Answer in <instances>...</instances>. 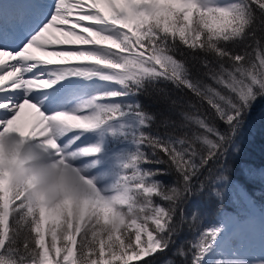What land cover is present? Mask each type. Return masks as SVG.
<instances>
[{"label": "snow or ice", "instance_id": "obj_1", "mask_svg": "<svg viewBox=\"0 0 264 264\" xmlns=\"http://www.w3.org/2000/svg\"><path fill=\"white\" fill-rule=\"evenodd\" d=\"M260 101L264 0H0V264H264Z\"/></svg>", "mask_w": 264, "mask_h": 264}, {"label": "trees", "instance_id": "obj_2", "mask_svg": "<svg viewBox=\"0 0 264 264\" xmlns=\"http://www.w3.org/2000/svg\"><path fill=\"white\" fill-rule=\"evenodd\" d=\"M249 125L241 162L257 170L264 168V101L258 102L254 107ZM246 187L249 188V194L255 203L253 208L261 210L264 206V185L260 180H255L253 183H247ZM247 210L241 213L242 217L246 216ZM228 211L233 212L235 209L229 206Z\"/></svg>", "mask_w": 264, "mask_h": 264}, {"label": "rangeland", "instance_id": "obj_3", "mask_svg": "<svg viewBox=\"0 0 264 264\" xmlns=\"http://www.w3.org/2000/svg\"><path fill=\"white\" fill-rule=\"evenodd\" d=\"M31 121H32V118L30 117V113H29V110H28L27 114H24L22 116L21 123L24 124V125H28V124L31 123ZM260 170H261V168L256 170L257 177H258V174H259ZM256 180H259V178H257ZM252 207L249 208L245 212L246 216H243V217H249V218L253 217V228H252L251 236L254 239V236H255L254 233H256V234H258V236H260L259 233L261 234V227H262V225H264V219H262L261 214H260L261 211L264 210V208L260 212H258V211H253Z\"/></svg>", "mask_w": 264, "mask_h": 264}, {"label": "bare ground", "instance_id": "obj_4", "mask_svg": "<svg viewBox=\"0 0 264 264\" xmlns=\"http://www.w3.org/2000/svg\"><path fill=\"white\" fill-rule=\"evenodd\" d=\"M28 110L25 111L24 114H27ZM29 113H30V117L33 119V113L29 110Z\"/></svg>", "mask_w": 264, "mask_h": 264}]
</instances>
